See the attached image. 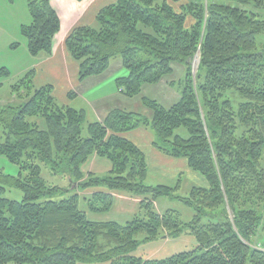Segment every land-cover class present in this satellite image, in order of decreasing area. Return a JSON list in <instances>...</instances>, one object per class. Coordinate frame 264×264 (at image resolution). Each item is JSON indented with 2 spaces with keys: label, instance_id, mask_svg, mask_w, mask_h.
I'll list each match as a JSON object with an SVG mask.
<instances>
[{
  "label": "trees",
  "instance_id": "16d2710c",
  "mask_svg": "<svg viewBox=\"0 0 264 264\" xmlns=\"http://www.w3.org/2000/svg\"><path fill=\"white\" fill-rule=\"evenodd\" d=\"M247 6L264 10V0H115L92 26L68 33L64 46L78 80L106 75L119 57L127 75L115 87L127 98L164 82L174 64L185 66L177 102L166 108L141 98L149 117L116 108L88 123L84 135V111L58 105L51 86L35 88L34 70L11 87L17 103L0 104V156L19 173L0 174V264H264V45L256 46L264 20ZM27 9L30 23L20 28L27 50L50 56L59 17L49 0H27ZM139 128L152 132L156 151L185 160L207 186L179 197L181 179L174 188L145 185L146 157L124 137ZM97 158L110 163L108 175L83 171ZM42 167L67 186L49 185ZM73 184L91 195L72 193ZM6 187L20 190L22 200L4 198ZM112 193L141 199L130 221H92L79 210L85 200L89 212H109ZM162 197L179 200L191 220L158 212L154 203ZM184 233L194 237L193 251L161 260L130 255L142 242Z\"/></svg>",
  "mask_w": 264,
  "mask_h": 264
},
{
  "label": "rangeland",
  "instance_id": "374dc122",
  "mask_svg": "<svg viewBox=\"0 0 264 264\" xmlns=\"http://www.w3.org/2000/svg\"><path fill=\"white\" fill-rule=\"evenodd\" d=\"M233 6H236L235 3H230ZM174 5V4H173ZM176 8L179 7V4L174 5ZM240 7V6H239ZM248 12L255 13L260 19L264 20V10H255L251 6L244 8ZM30 23V15L27 9V0H0V69H6L9 71L8 77H2L0 75V104H16L17 101L14 95L11 92V87L17 84L30 70L36 67V64L39 62L40 56L33 57L29 54L27 50V42L25 38L21 35V26L28 25ZM264 45V33L256 37V46L261 48ZM196 57L199 58L198 54L194 57L191 63L192 74L196 73L198 63L194 65ZM119 63V57L114 58L111 61V72H116L114 67ZM174 74L167 78L164 82L158 85H144L139 96L134 98H127L123 95H120L116 98H107L103 102L94 104L91 109L87 108L84 105L80 104V99L76 100L74 103L77 107V111L83 110L86 113V122L84 123V135L86 134V126L88 123L94 122L92 117V112L97 108L99 111L103 106H120L121 108L134 112L142 116L149 117V111L141 104V98H148L150 100L156 101L163 107H169L180 98V93L184 87L185 80V66L180 64H174ZM123 75L117 74V76H126L127 71L122 69ZM172 82V83H170ZM170 83V84H168ZM107 87L105 86V89ZM58 105H62V101L57 99ZM102 104V105H101ZM102 107H101V106ZM91 110V111H90ZM145 133L153 137L152 132L146 128H142ZM154 139V137H153ZM3 141V130L0 126V142ZM155 161L149 160L147 163L148 172L147 177L144 181L147 186H158L165 185L169 187H175L178 179L182 180L181 190L174 194L179 197H186L189 194L192 186L194 185L193 180L189 175L184 172L182 175H178L175 180H170L163 178L158 173L153 171V166ZM153 166V167H152ZM110 169V163L101 158L92 159L91 162L83 167L85 173L92 172L95 176L103 177L108 175ZM191 171V170H190ZM19 173V168L17 165L10 163L6 158L0 156V174L4 176L17 177ZM197 177H200L202 180L205 179L198 173L191 171ZM42 177L44 180L51 186L65 187L68 182L62 176L53 175L49 168L42 167ZM206 182V181H205ZM71 187L72 193L77 192L81 195L91 188L86 190H80ZM96 189V188H95ZM91 193V192H90ZM69 193L56 195L52 199L59 200L65 198ZM89 195V194H86ZM82 196V195H81ZM3 197L8 200L20 201L22 200V193L20 190L13 187H6ZM79 210L85 212L87 219L92 221H114L117 223H125L130 221L133 217H122L115 214L110 210L107 213H91L88 211L85 200L79 202ZM157 210L160 213L166 211H173L179 215L182 221L191 220L193 213L189 208L181 204L177 199L162 197L157 201ZM143 237H138V240H142ZM262 244L264 246V237H262ZM197 246V243L193 236L188 234H182L176 238H167L148 242L140 243L137 248L130 253V255L136 258L142 259H155L161 260L168 257H171L175 254L182 252L193 251ZM79 264H105V263H79ZM107 264V263H106Z\"/></svg>",
  "mask_w": 264,
  "mask_h": 264
},
{
  "label": "crops",
  "instance_id": "0c3cea01",
  "mask_svg": "<svg viewBox=\"0 0 264 264\" xmlns=\"http://www.w3.org/2000/svg\"><path fill=\"white\" fill-rule=\"evenodd\" d=\"M49 1L51 7L59 17L60 31L53 39L51 55H40L39 62L33 68V86L35 88L51 86L55 99L61 100L63 105L74 109H77L74 103H76L78 98L81 100V105L91 109L94 104L101 103L107 98L113 99L122 95L115 87V80L118 77H123L117 76V74L123 75L119 63L114 67L117 69L115 70L116 72L109 71L106 75L89 78L80 82L78 80V66L71 59L64 46L65 38L73 28L77 26H92L96 13L102 7L113 3L115 0H82L80 2L76 0ZM105 86L107 87L106 89ZM69 92H73L75 97L69 99ZM117 105L101 106L102 109L100 111L96 108L92 112L93 121L99 122L111 110L121 108ZM124 137L144 153L147 163L149 160L151 162L152 160L155 161L153 171L163 178L173 181L178 175L186 172L194 182L192 187L205 188L207 186L204 180L191 173L185 160L169 158L156 151L152 147L153 138L150 134L148 136L142 128L129 132ZM90 192L92 193V189L81 195L89 197L91 195ZM112 196L115 200L110 209L112 212L122 217H134L136 215L141 200L140 198L124 193H112ZM154 206L157 210V201L154 203Z\"/></svg>",
  "mask_w": 264,
  "mask_h": 264
},
{
  "label": "bare ground",
  "instance_id": "6f19581e",
  "mask_svg": "<svg viewBox=\"0 0 264 264\" xmlns=\"http://www.w3.org/2000/svg\"><path fill=\"white\" fill-rule=\"evenodd\" d=\"M198 63V58L195 59L194 61V65H196ZM197 70V69H196Z\"/></svg>",
  "mask_w": 264,
  "mask_h": 264
},
{
  "label": "water",
  "instance_id": "95a60500",
  "mask_svg": "<svg viewBox=\"0 0 264 264\" xmlns=\"http://www.w3.org/2000/svg\"><path fill=\"white\" fill-rule=\"evenodd\" d=\"M196 58H198V57H196ZM72 187H73V189H74V188H75V184H73Z\"/></svg>",
  "mask_w": 264,
  "mask_h": 264
}]
</instances>
